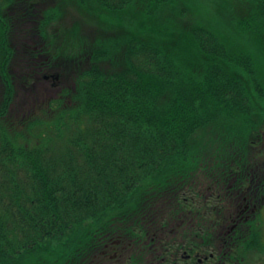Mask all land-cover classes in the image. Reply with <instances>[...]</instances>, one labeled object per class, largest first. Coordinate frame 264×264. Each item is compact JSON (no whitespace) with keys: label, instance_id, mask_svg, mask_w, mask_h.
Listing matches in <instances>:
<instances>
[{"label":"trees","instance_id":"trees-1","mask_svg":"<svg viewBox=\"0 0 264 264\" xmlns=\"http://www.w3.org/2000/svg\"><path fill=\"white\" fill-rule=\"evenodd\" d=\"M2 23L0 264H158L204 237V195L215 222L264 187V0H0Z\"/></svg>","mask_w":264,"mask_h":264},{"label":"flooded vegetation","instance_id":"flooded-vegetation-1","mask_svg":"<svg viewBox=\"0 0 264 264\" xmlns=\"http://www.w3.org/2000/svg\"><path fill=\"white\" fill-rule=\"evenodd\" d=\"M19 14L24 13L26 18L31 5H19ZM26 27L31 25L32 20ZM28 32V30H25ZM30 55V54H29ZM48 83L54 85L55 74L46 76ZM58 77V75H57ZM240 195L235 199V205L228 206L226 201L222 205V218L214 222L210 220V196L204 195L203 204L208 208L204 217V227L200 229L204 237L200 240L193 238L184 244L186 247L179 248V241L164 244L158 242L166 249V255L159 258L158 264H264V257L253 261L251 248L259 244L262 229L258 227V216L264 208V187L259 188L257 184L247 185L244 189H238ZM192 204H198V196H191ZM192 229V228H191Z\"/></svg>","mask_w":264,"mask_h":264},{"label":"rangeland","instance_id":"rangeland-1","mask_svg":"<svg viewBox=\"0 0 264 264\" xmlns=\"http://www.w3.org/2000/svg\"><path fill=\"white\" fill-rule=\"evenodd\" d=\"M51 92H54V90H51ZM17 102L18 100L16 99V103ZM257 220L259 222L258 227L262 229V234L260 236L259 244L251 248V257L253 258V261H257V259L262 258L261 256L264 257V208L260 212Z\"/></svg>","mask_w":264,"mask_h":264}]
</instances>
